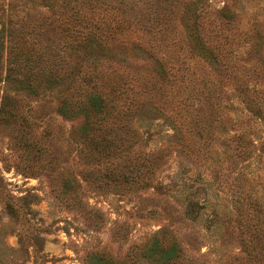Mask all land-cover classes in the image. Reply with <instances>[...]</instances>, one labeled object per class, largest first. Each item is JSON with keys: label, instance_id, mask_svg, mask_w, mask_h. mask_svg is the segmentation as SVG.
Returning a JSON list of instances; mask_svg holds the SVG:
<instances>
[{"label": "rangeland", "instance_id": "obj_1", "mask_svg": "<svg viewBox=\"0 0 264 264\" xmlns=\"http://www.w3.org/2000/svg\"><path fill=\"white\" fill-rule=\"evenodd\" d=\"M2 101L0 264H264V0H0Z\"/></svg>", "mask_w": 264, "mask_h": 264}, {"label": "trees", "instance_id": "obj_2", "mask_svg": "<svg viewBox=\"0 0 264 264\" xmlns=\"http://www.w3.org/2000/svg\"><path fill=\"white\" fill-rule=\"evenodd\" d=\"M88 103H90V105L93 107L92 109L94 110V111H96V112H98V113H101L102 112V110L104 109V103L101 101V99H99V98H97L96 96H92V97H90V101L88 102ZM4 105H5V103H3V101H2V103H0V109H2V111L4 112ZM67 108L66 107H64V106H61L60 107V112H61V114H67ZM117 110V109H116ZM119 111L117 110V113H118ZM114 116H116V114H114ZM117 117V116H116ZM114 121H118V120H114ZM10 211L12 210L9 206H6Z\"/></svg>", "mask_w": 264, "mask_h": 264}]
</instances>
